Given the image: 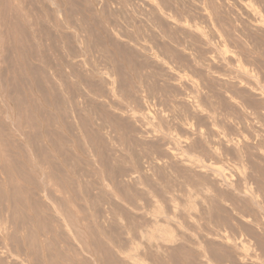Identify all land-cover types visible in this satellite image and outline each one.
Returning <instances> with one entry per match:
<instances>
[{"label":"rangeland","instance_id":"rangeland-1","mask_svg":"<svg viewBox=\"0 0 264 264\" xmlns=\"http://www.w3.org/2000/svg\"><path fill=\"white\" fill-rule=\"evenodd\" d=\"M143 1H145V0H143ZM143 1H140V0L139 1H136V0H103V1L102 0H0V213H1L0 214V225L3 224L0 226V252H1L0 254H2V252L4 251L3 254L6 255V256H4L3 254L0 255V256H2L1 258H3V256L5 258L4 260L1 259L3 261L0 260L1 261L0 264H5V262L7 264L8 260H9V262H11V260L9 258H13L14 260H16L18 262V264H71V263L72 264H74V263H76V264H81V263L82 264H84V263L85 264H90V263L94 264L95 259L97 260V262L95 264H98V263L99 264H107V263H105L107 261L109 262L108 264H121L120 262H116L117 261V258H115L116 253H114V251H116V249H115V246L113 244H115V245L117 244V242L120 239L119 236L124 234V229L127 228V226L128 227L129 226L133 227V225L136 226L137 224H140V222H142L144 220L140 224V225H142L146 221L144 219L145 216H147V215L150 216L152 214V212H153L152 209L154 208L153 206H155V205H156V207L158 206V208L160 205L161 212L163 211V215H164V212L165 213L168 212L169 200H170V203H173V205H175V203L176 204L179 203L176 205L177 208H179V210L184 209L183 211H185L187 209L186 206L191 201L190 199L193 200V197H194V200H193L194 208L192 210V216L188 217V215L185 213L186 215L183 217L184 213H182L181 214L182 217L180 215V216L173 217L175 220L172 219L176 224L177 223L179 224V225L178 224L177 225L179 226L180 229L183 230L184 233L186 232L187 237H185L186 236L185 235L183 238H184V240L186 239L187 242L184 241L183 239H180L183 242V244H181V246H180V244L177 245V248H179V246H180V250L172 247L171 248L172 252L169 249L170 253L168 252V254H166L167 252H161L160 254L162 257H160L159 253L156 252V254H153L155 252H152L153 256H156V259H157V256L159 257L158 258L159 260L157 259V261H159V262H156L157 264H159V263L160 264H172V263L173 264H176V263L177 264H188V262H189V264H191V263L192 264H196V263L200 264L199 259H195V258H199L198 255L194 252L195 247L188 242L190 239V236H192L195 240L199 241V238H197V237L200 234L201 235H208V233L213 234V232H214V234L221 233L222 235H226V237H228L229 241H231V242H233L237 238L238 239L242 238V240H244L247 237V235L249 237V240L252 239V237L253 238L264 237V235H262L264 232L262 231L263 232L262 233L257 225L252 224L253 228L257 227L255 230L259 229V231L252 232V234H251L249 231L250 230L255 231V230H253L252 227H249L248 226L249 224L244 226V224H241L242 222L239 220V219H241L240 216L242 214L243 215H245V214L251 215L252 214V212H250L248 214V212H247L248 209H246V206H247V208L249 206L250 211H252V209L255 208V204H253L251 202L252 200H250L251 199L250 195H252V198H253L254 197L253 195H255L257 193L259 194V191L260 192L263 191V193H264V189H262V188H264V181L262 180V177L264 179V174L262 173V172H264V161L262 162V160L259 159L260 158L259 153H257L258 152L257 148L259 149V147H258L259 143H257L256 141L255 142L253 141V143H252L251 139H249V137H248L249 136L248 134L251 133L248 129L249 125H246V126L244 125L242 127V122H240V123L238 122V119L240 118L238 116V113L235 110L231 109L225 103V101L222 99L223 95L221 93L223 92V90L220 89V92H219L218 87L214 86L213 83H210V82L208 83V86L211 88V90L213 92H211V90H210V92H211L210 93V92H207L208 91L207 90L206 91L207 93L204 92L205 95L203 93L204 97L202 96V98H203L202 99V102H203L202 108L204 111V115L207 117L204 118L205 117L204 115H201V116H204L203 118H201L200 115L196 116L197 118L200 117L202 119L201 121H200V118L198 120L195 116L189 114V112L186 110V107L184 105H182L179 101H178L179 103L176 102L177 99L178 100L180 99V96L182 97L181 90L179 88H175V87H174L175 90H173L172 83L163 75V72H160V67L157 65V63L154 59H156V57H157L158 60H161L162 62L166 63L165 61H167L166 58H167L168 54L166 53L165 59L162 58L163 56H160V55L165 54V49L163 48V47H165L164 45L171 47V50H172V48L181 50V47L179 46V44H183L184 41L188 40L187 38H189V36L187 34H184L185 32H183L182 29H181V31H182L181 32L180 30L178 31V28H176V27H174L175 28L174 29V28L170 27L171 25L167 26L168 24H166L164 21L161 23L162 25H160L159 21H161V20H159L155 16V14L152 12V10H147L148 8H145L144 4L141 3ZM154 1L156 2L155 5L159 4L160 3L159 1H163L164 6L167 10L166 11L164 9L163 11L169 13L170 15L173 11H175V12H173L172 15H174V13L182 14L184 12V10L187 9V11H185L186 15L184 14L185 15L184 17H188V15L189 16L191 15L190 16V17H192L191 19H193V18L195 19V16H196L194 14L195 9L193 7H191V6H193L192 3L193 4L195 3L194 0H185L184 3H186V4L183 3L184 0H179V1L177 0V2H176V0H173V1L172 0L171 1L170 0H159V1L154 0ZM154 1H153V4H154ZM167 1L168 2L170 1L169 2L170 5ZM115 2H116V4H115ZM180 2H182V3H180ZM263 2H264V0H262V2L260 0H258V1L252 0V2H251L252 7L254 6L257 13L260 15V17H262V19L264 18V8L262 6ZM228 3L230 4L231 10H232V11H230V9H229V11L233 14H229V12H228V14H229L228 15V14H226L227 13L226 11L221 10V11H223V13H220L219 17H220V19H222L221 20L222 23L224 22L226 24L225 25L226 29H229L228 31L232 35L235 36L234 38L237 37V40L234 39L233 40L234 42L232 41V43L235 44V41H236V44L238 46L243 45L245 48L242 46L243 48L241 47L242 48L241 50L243 51L244 49H246L248 51V52L246 51L247 55L250 54L251 59L253 58L254 60L255 59L257 60V61L255 60L256 64L261 63V66L262 65L264 66V64H262V62L264 63V57H263L264 51H260L261 49L264 50V44H263L264 43V36H263L264 32L254 31V33H253V32H251L252 30L250 28L247 29V27H246L247 25L245 24L246 17L242 13V11L240 12V9L238 7H236L235 5H232L231 0H229ZM167 5H169V6L167 7ZM142 6H144V7H142ZM136 9H138V10H136ZM262 9H263V12L261 11ZM191 10L194 13L191 12ZM145 12L147 13L146 15H145ZM124 13H125V15H124ZM148 14L149 15L152 14V15L149 16ZM140 15H141V17H140ZM143 15L145 18L143 17ZM236 17H237V20H236ZM240 17H243V18L241 19ZM238 18L240 19V21ZM154 19H155V21H154ZM234 19L236 20L235 21L236 23L233 22ZM142 20H144V21H142ZM196 20L198 21L199 19L198 18L195 19V22L197 23ZM241 20L243 21L242 24H241V22H242ZM142 24H143V27L141 26ZM198 24L201 25V22H198ZM150 25H151V27H150ZM158 25L161 29L158 27ZM232 25H233V27H232ZM242 25H243L244 30L241 27ZM139 26H141V27H139ZM146 26L148 27V29L149 28H151V29L147 30ZM239 26H240V28H239ZM164 28H166V29H164ZM173 29L175 31H173ZM239 29H242V30H239ZM118 30H120V31H118ZM150 30H152V32ZM159 30H161V31H159ZM231 30H233V31H231ZM235 30H237V31H235ZM240 31L242 32V34ZM243 31H244V34H243ZM159 32H161V34ZM177 32H178V34L180 32L181 33L178 35ZM260 33L261 34L263 33L262 36H259ZM143 34L145 35V38H144ZM146 34H149V35H146ZM169 34H171V35H169ZM183 35L186 37H184ZM149 36H151V38ZM169 36H170V38H169ZM137 37H138V40H137ZM177 37H179V38H177ZM162 38H163V40H162ZM174 38L176 40H172ZM257 38L260 40V42H259V40H258V42H256ZM238 39H240V40L238 41ZM246 39H248L249 42ZM132 40H133V42H132ZM147 40H148V43H147ZM176 41H178V42L176 43ZM133 43L136 44V46L133 45ZM257 43H258V45H257ZM146 44L149 46H147ZM177 44H178V46H177ZM259 44H261L262 46ZM141 45L146 46V48L147 47L151 48V50H149V49L144 50V49H142ZM249 45H251L250 46L251 48L249 47ZM137 46H140L141 48L137 49L138 48ZM246 46H248V47H246ZM134 47L136 48V50ZM169 47H165L166 50H167V48L169 50L170 49ZM133 48L136 52H134V50L131 51V49H133ZM127 49L129 51H127ZM157 49H159L160 51L159 50H158L159 52L156 51ZM122 50H124V51H122ZM130 51L133 53H130ZM246 52L244 50V53H246ZM260 52H262V54ZM143 53H145V54H143ZM251 54H253V55H251ZM146 56H147V58H146ZM128 57H129V59H128ZM135 58H137V59H135ZM135 62L137 65L135 64ZM73 66H75V67H73ZM156 66H158V67H156ZM168 66H170L169 63H168ZM150 71L152 74L150 73ZM156 71H157V73H156ZM108 72H110V73H108ZM146 72H147V75H146ZM158 72H159V74H158ZM112 74L115 76L112 77L113 76ZM161 77H163V78H161ZM256 77H258V75H255V78ZM165 79H167V80H165ZM107 81H108V83H107ZM96 82H98V84ZM111 82H113V83H111ZM141 83H142V85H144V84L145 85L141 86ZM147 83H149V85ZM145 86L148 88L149 91L146 89ZM126 88H127V90H125ZM167 88H169V89H167ZM95 89L97 90V92ZM132 89H134V90H132ZM150 89L154 93L152 91H150ZM157 90H159L160 93L157 92ZM143 91L145 94L143 93ZM173 91L176 93H174ZM104 92H106V93H104ZM127 94H130V96ZM163 94H164V96H163ZM213 95L214 96L216 95V96L214 97ZM217 96L218 97L220 96L219 97L220 99H218ZM131 97H133L134 99L136 98V99L135 100L131 99ZM172 97L176 100L175 102H173L174 100H171V99H173ZM163 98H165V99L168 98L167 99L168 101H164L165 99H163ZM136 100H138V101H136ZM159 102H161V103H159ZM214 102H216V103H214ZM97 103H98V105H97ZM173 103H175V104H173ZM169 104H170V107H169ZM172 104H173V106H172ZM206 105L208 106V108ZM205 106H206V108H205ZM214 106H215V109L213 108ZM218 108H220V109H218ZM142 109H143V112H142ZM144 109H146L147 112H146V110L144 111ZM179 109H180V111H178ZM226 110L228 113L226 112ZM125 111H126V113H125ZM205 112L207 114H205ZM219 113L222 114V116ZM234 113H235V116H234ZM143 114H146L147 116H149L148 117L149 119L150 118L152 119V121H151V119L149 121L150 124L149 123L148 124L143 123V125H146V126L149 125V126H147V128H146V126H143L144 129L148 130L150 128V130L152 129L157 133L159 132V129H160V131L168 133L169 136L172 135V138L176 136L174 138L176 140H178L177 139L178 136L182 135L181 138L179 137L180 141L182 139V141L185 140L187 145L188 144L192 145V146L188 145L187 148L189 150L186 148L187 154H188V152H189V154H191V155L188 154L189 156L192 157V155L194 154L196 156L193 155V158H198V160L200 159V161L201 160H203V161L208 160V161H206L207 163L205 161H204V163H206V164L210 163V165H211V162H212V166L215 165V167H217V168L222 167L224 170H226V171L228 170L229 173L231 172L233 174L232 178H231L233 180H234V178H236L235 175L238 174V171L241 170V171H239V172H241L239 176H242V174H243V177L241 180L242 182H240L239 184H236V186L234 185L235 182H233L234 183L232 185L233 187L232 186L229 187L228 188L229 190L225 189V188L224 189L221 188L222 190L218 189L219 191H215V190H217L215 188V190L213 191V189H212L213 187L210 188L213 185L209 186L210 184H212L211 180L209 181L210 184L208 185L209 186L208 187L206 185L207 184L206 182L202 183V181L203 180L205 181L206 178L204 177L205 179H203V178H201L202 176H198L202 179V180L198 179V183H200L198 185L195 182V181H197V178H198V177H196V174H194L195 172L188 171V169L181 168L177 164L174 165L175 163L172 164V162H170V165H169L168 161H166L165 159L161 158V160L166 161V162L164 161L165 163L161 160L158 161V162H160V164L162 166L164 165V167L160 166L159 163H158L159 165H157L158 169L157 168L155 169V167H156L155 165H153L154 167L152 166L155 170H153L152 167H150V168L146 167V166H148L147 160L152 161V160H154L155 157L156 158H158L159 156L162 157V154L160 152V154H161L160 155L158 153V150H157L158 154L155 155L156 153H155L154 149L156 150V147L154 149L151 148V145L153 147V146H156L158 144L155 140H151V139L148 140V138L145 140L144 138L143 139L141 138V135H139L137 130L140 131L139 127H141L142 124L140 125V124H137L136 122L132 123L131 119H129L130 115L137 116V115H143ZM120 115H122V116H120ZM156 115L158 118L155 117ZM160 115H162L163 117H161ZM232 116H234V118ZM193 117H195L196 119ZM215 117L217 118V120L215 119ZM219 117H220V119H219ZM221 117H223V118H221ZM235 117L238 119H236ZM160 118H161V120H160ZM223 119H224V121H223ZM128 120H129V122H128ZM171 120H174V121H171ZM186 120H188V122ZM115 121L117 123H115ZM218 121L220 122V124L222 126H219L220 124L218 125ZM130 122L132 125H130ZM154 122H156L157 125ZM197 122H198V124H197ZM236 122H238V123H236ZM188 123H190V124H188ZM229 123H232V126L238 124V125H240V127L236 125V128L237 127L238 128L236 129L234 127V130H232L231 129L232 127L230 128L231 124L228 125ZM177 124L180 126H178ZM208 124H210L211 127ZM196 125H198V126L195 128ZM202 125L204 128L202 127ZM205 125H207V126H205ZM217 125L220 127V129H219V127H217ZM224 125H225V127H224ZM178 127L180 128L179 130H178ZM181 127H184V128L187 127L189 130L192 129V131L194 129H200L203 131V134L206 137L204 136L205 139H203L202 142H200L196 138H194L195 143H196V145H195V143L193 141L194 139H193V137L191 138L190 133L185 132L184 128H181ZM98 128H100V129H98ZM161 128H164V130H162ZM205 128H207V129L204 130ZM212 128H214V129H212ZM131 129H134V130L131 131ZM165 129L167 131H165ZM211 129H212V131H210ZM213 130L214 131L217 130L219 132V134H222L223 132L226 133V131H228V132H230V135L232 137H234L233 135L235 133L239 132L241 134L244 132L242 135H245L246 139L250 140V141H248L249 147L246 148L248 151L246 149H243L244 153L241 152L242 150L235 153V151H232L231 148L229 149V147L225 148L223 146H219V147L216 146L217 151H218L217 156L219 155L220 157L218 156V158L214 159L209 154L206 155L204 153V151H201V149L203 148L202 146L206 147V144L208 143L207 137L210 135L209 132H213ZM134 131L136 133H134ZM241 131H243V132H241ZM206 132L208 133V136L206 135ZM228 132H227V134H225L226 137L232 138L230 135L227 136L229 134ZM125 133H127V134H125ZM176 133L177 134L180 133L181 135L180 134L177 135ZM187 133H189V134H187ZM136 134H138V135H136ZM184 135H186L187 138ZM126 136H127V138H126ZM86 137L88 139H86ZM100 139H102L103 141ZM140 141L141 142L143 141V142L141 143ZM151 141H155V143H157V144L154 145L153 144L154 142H152V144H151ZM196 141H198L199 143ZM259 141L264 142L263 139L259 140ZM136 142H138V144ZM117 143L119 144V146ZM128 143H129V145H128ZM200 143H202V144H200ZM115 144H116V146H115ZM125 144H126V146H125ZM121 145L124 147L125 150L123 149V147ZM140 145H142V146H140ZM263 145H264V143H263ZM105 147H106V149H105ZM120 147H122V148H120ZM197 147L199 150L198 149L196 150ZM263 147L264 146H262L260 148V151H263V149H264ZM113 148H115V149H113ZM250 148L251 149L253 148L252 149L253 152ZM150 149H151V151H150ZM249 150H250V152H249ZM255 150L257 152H255ZM149 151H150V153H149ZM197 151H199V152L197 153ZM224 151L228 152L227 155L225 154ZM194 152H196V153H194ZM237 153L239 154L240 159H238V157H236V156H238ZM142 154L143 155L146 154V156H143ZM151 154L154 156L152 157ZM201 154L205 155L206 157L201 155ZM130 155L131 156L133 155L132 158H134V159H132ZM148 155H149V157H148ZM200 155L203 156L202 159H201ZM231 155L232 156L234 155V157H233L234 159L232 158ZM246 155H247V157H245ZM254 155H256V157ZM98 156H99V158H98ZM248 156H249V158L250 157L251 158L249 159ZM150 157L153 159L151 160ZM243 157H245V158H243ZM254 157H255V161H257V162L254 161ZM116 158L118 161L116 160ZM205 158H207V159H205ZM212 158H213V160H212ZM224 158H226V159H224ZM97 159L98 160L100 159V161H98ZM126 159L130 162H128ZM135 159H137V161ZM245 159H246V161H245ZM141 160H144L145 162L143 161L144 163H142ZM215 160L218 163H216ZM149 161H148V163H149ZM247 161L250 164H248ZM133 162H134V164H135V162H139V163H136L137 166H135L136 164L134 165ZM219 162H221V163H219ZM244 162H246L247 164ZM126 163H127V165H126ZM201 163H203V162H201ZM138 164L141 165V167H140L141 169H142V165H143V169H142L143 171L145 170L147 172L146 168H148V172L147 173L144 172L146 177H144V175H143V177L141 178L140 176L142 174L139 176L140 171H138L137 173H135L136 175H132V176H136V177L138 176L137 178L139 180L137 179L136 182H135V180L134 181L129 180V182H130L129 183L126 181V179L122 178L123 176L124 177L126 176L125 178L129 179V177H127L129 175L128 171H130V173L134 174L133 172H135V171L132 172L131 169L135 168V170H139L140 165H138ZM166 166H167V169H166ZM240 166H243L244 170L247 173L245 171H243L242 167H240ZM77 167L79 168V170L76 169ZM144 167H146V168H144ZM159 167H161V168H159ZM245 167L247 170L245 169ZM129 168H131V169H129ZM163 168H164V170H162ZM169 168L170 169L173 168L174 171H173V169L170 170ZM236 168L238 171L236 170ZM114 169H116V170H114ZM142 170H141V173H142ZM232 171L235 173V175ZM242 171L245 173H242ZM253 171H254V173H253ZM108 172H110V173H108ZM111 172H113L112 175H111ZM257 172L261 173L262 175L257 173ZM84 173H86V174H84ZM114 173H116V174H114ZM167 174H168V176H170L169 178H168V176H166ZM184 174H185V176H183ZM175 175H176V177L177 176L178 177L177 178L174 177ZM111 176H112V178H111L112 180L110 179ZM118 176H119V178H117V180H116V177H118ZM151 176H152V178H151ZM105 177H106V179H105ZM136 177H134V178H136ZM145 178L147 179V181ZM181 178L184 180H182ZM189 178H191L192 181L196 179L194 181L196 183V185H195L196 189L193 186L195 183H193L192 181H191V184H193V185L189 187V185H191V184L188 185V182L190 181V180H188ZM250 178H252V179H250ZM107 179H108V181H106ZM159 179H161V180H159ZM122 180H124V181H122ZM176 180H177V182L178 181H183V182H180L179 183L180 185H179L178 183H176ZM185 180H187L188 182L186 181L187 183H185ZM208 180H207V182H208ZM111 181H113V182H111ZM119 181L123 185H120L121 183ZM107 182L110 183V185L107 184ZM148 182H149V184H147ZM174 182H175V184H174ZM124 183L127 186H125ZM162 183L165 185H163ZM201 183L203 186L200 189ZM242 183H243V185H242ZM247 183L250 186L247 185ZM113 184H115V185H113ZM172 184L175 185V187ZM111 185H112V187H111ZM205 185H206V187H205ZM105 186H106V188H105ZM114 186L117 187V189L114 188ZM149 186L151 189L149 188ZM178 186H179V188H176ZM237 186L239 187V190L237 189L238 188ZM145 187L148 190L149 189L150 190L148 191L147 189H145ZM191 187H193V189ZM203 187H205V188L208 187L210 189L208 191H210V192L208 193L207 189H204ZM243 187L246 189H242ZM132 188H134L135 191ZM190 188L192 190H195L196 192L192 191ZM247 188L249 190L251 188L252 190L249 191ZM119 189H120L121 193L119 192ZM125 189H126V191H125ZM128 189L130 192H128ZM156 189H158V191L159 190H162V191L158 192V191H156ZM197 189L199 191L204 190L207 193V195L210 194L211 196L209 197L207 195H204L205 197L207 196V198H205L206 200L205 199H204L205 201L200 200L203 198L202 194L205 192L201 191V192L197 193ZM167 190L170 191L171 194ZM211 190H212V193H211ZM241 190L244 192L246 190L247 193L251 192L250 194L246 193L247 197H249L250 202L246 201L248 198L246 197V194L243 195V192H240ZM85 191H87V192H85ZM96 191H98V192H96ZM151 191H152V193H151ZM224 191H225V193H224ZM227 191H229L228 193H230L231 195L228 194ZM124 192L126 193V195ZM157 192H158L157 197H155V195H156L155 193H157ZM160 192H162V193H160ZM180 192L183 194L185 192L186 193L183 196L180 194ZM189 192L190 193L193 192V193L189 194ZM140 193L142 196L140 195ZM146 193H148V194H146ZM164 193H165V195H164ZM213 193L217 194V195H215V197H214ZM89 194H90V196H89ZM219 194H220L221 198H220ZM223 194L225 197L223 196ZM237 194L239 195V197H240V195L242 197L237 199L236 198V197H238ZM146 195H148L147 197L149 200H147ZM160 195H161V197H160ZM176 195H177V198H175ZM185 195L190 196L189 202L187 199H185V198H188V196L185 197ZM257 195H255V197H254L255 200L253 199V202L256 201ZM56 196H57V198H56ZM95 196H97L98 198ZM197 196L200 197L199 200L203 205L201 203H199ZM234 196H236V197H234ZM243 196H244L245 202L243 201ZM110 197H112V198H110ZM151 197H152V199H151ZM163 197H165V198L167 197L166 201L164 200L165 198H163ZM170 197H172L173 200ZM179 197H180V199H179ZM195 197H196V200H195ZM245 197L247 198L246 200H245ZM222 198H223V200H222ZM224 198H225V200H224ZM80 199H82V201ZM133 199H135V200H133ZM150 199H151V201H150ZM36 200H38V201H36ZM178 200H180V201L177 202ZM153 201L155 204L153 203ZM157 201H158V204H157ZM172 201H174V202H172ZM181 201H182V203L184 202L185 204L180 203ZM194 201H196L195 202L196 204L194 203ZM38 202H40V203H38ZM55 202H57V203H55ZM107 202H110V204ZM145 202L148 205H146ZM151 202H152V204H151ZM225 202L226 203L228 202V203L226 204ZM236 202H238L239 205ZM242 202L245 204V207H243ZM97 203H98V206H97ZM198 203H199V205L201 204V206H198ZM130 204H131V207L129 206ZM137 204H138V206H137ZM260 204L261 203H259V205ZM85 205L87 208L84 207ZM112 205L114 208H112ZM261 205L263 206L262 212L264 213V202H262ZM118 206L121 208H119ZM135 206H137V207H135ZM204 206H205L206 210H204ZM216 206H217V209H216ZM223 206H224V208H223ZM62 207H65V208H62ZM126 207H127V209H126ZM151 207H153V208L151 209ZM185 207H186V209H185ZM251 207H252V209H251ZM49 208L52 210H50ZM55 208H56V210H55ZM232 208H233V211H232ZM235 208H236V211L234 210ZM241 208L245 209V211L241 210ZM46 209L49 211H47ZM60 209H62V210H60ZM118 209L121 210V211L119 210L120 213H119ZM36 210H37V212H36ZM40 210L42 211V213H40L41 212ZM52 211H54V212H52ZM76 211H77V213H76ZM234 211L237 213L235 214ZM238 211H241L244 213L246 212V213L244 214V213L240 212L241 215H239L240 213ZM122 212H124V213H122ZM230 212H231V214H229ZM63 213H65V214H63ZM131 213L133 214V216H131L132 215ZM137 213H140V214H137ZM121 214H122V216L123 215H125V216L122 217ZM143 214H145V215L143 216ZM233 214H234V216H233ZM237 214H238V218L235 219L236 218L235 216H237ZM141 215L143 216V219H142ZM169 215L167 213L164 216L165 217L166 216L172 217L171 215L170 216ZM129 216H130V219H128ZM134 216H136V217H134ZM89 217H91V218H89ZM118 217H120L121 219H119ZM100 218H102V219H100ZM181 218H183V219H181ZM185 218H187V219H185ZM190 218H192V219H190ZM193 218H194V220H193ZM68 219L70 221H68ZM125 219L127 221L129 220L128 223H126L127 221L125 222ZM138 219L140 220V222ZM178 219H180V220H178ZM198 219L201 221L200 222L201 224L199 223ZM123 220L125 223L123 222ZM137 220H138V222H137ZM238 220L240 221L239 223L241 225L237 222ZM130 221L132 222V224ZM193 221H194V223H193ZM228 221L230 223H228ZM182 222H183V224H186L188 227L186 225H183ZM145 223H147V221ZM224 223L226 225H224ZM231 223H232V225H231ZM54 224H57V225H54ZM45 225L46 226L48 225L47 228ZM191 225H193V226H191ZM220 225H222V227H220ZM55 226L58 229L55 228ZM97 226H99V227H97ZM20 227H21V229H20ZM86 227L89 229H87ZM245 227L247 228V230ZM48 228H50V229L52 228V231ZM54 228L56 230V233L54 232L55 231ZM91 228H92V230H90ZM105 228H108V229H105ZM186 228H189V229H186ZM194 228H196V229H194ZM214 228H215V230H214ZM248 228H250V229H248ZM44 229H45V231H44ZM171 229H173V228L171 227ZM197 229H198V231H197ZM229 229H232L234 232L232 230H229ZM71 230H74V231H71ZM119 230H121V232L123 234H120L121 232ZM193 230H195V231H193ZM225 230H226V232H225ZM6 231H8V232H6ZM59 231H60V233L58 234ZM215 231L217 233H215ZM247 231H248V234L246 233ZM66 232H67L69 240L67 239ZM100 232H101V234H100ZM109 232H110V234H109ZM241 232H242V234H241ZM257 232H259V233H257ZM254 233H256V235ZM260 233H261V235H260ZM81 234H82V236H81ZM90 234H92V235H90ZM93 234H95L96 236ZM238 234L241 237L238 236ZM243 234H245V235L247 234V235L245 236ZM188 235H190V236H188ZM4 236H5V238H4ZM120 237H122V236H120ZM232 237H233V240H231ZM32 238H33V240H32ZM187 238H188V240H187ZM247 238L245 240H248ZM110 239H111V241H110ZM8 241L10 242V244ZM182 242H180V243H182ZM215 242L216 241L212 242L213 246L216 245L214 247V253L216 254L217 252H219L218 250H220L219 253L221 256L218 257V255H217L218 253H217L216 254L217 258H216L213 255L214 254L213 251L211 252L210 251L211 249H210L209 251L211 254L207 253V255H206L207 258L209 256V258L212 259L214 256L215 259L213 258L211 260L214 262L213 264H225L224 262H226L227 260H229V262H230V260H232V258H233L232 256L234 255L231 248H229V247L227 248V247L223 246L225 244H222V243H220L222 245L219 246V242L218 241H217V243H215ZM29 243H30V245H29ZM85 243H87V244H85ZM212 244H211V242H209L210 246ZM82 245H83V247H82ZM28 246H30V247H28ZM84 246L88 249V251L90 250V253L83 250L85 248ZM111 246H113V247H111ZM182 246H184V248H181ZM213 246H211L209 248H213ZM18 247H20V248H18ZM35 247H38V248H35ZM174 247H176V246H174ZM1 249H3V250H1ZM93 249L94 250L97 249V250H95V252H94ZM103 249H104V251L105 250L106 251L104 252ZM172 249H176L177 251H174ZM216 249H218V250L215 252ZM228 249H230V250H228ZM29 250H31V251H29ZM190 251H191V253H190ZM29 252H31V253H29ZM93 252H94V254L96 253L95 254L96 256L93 254ZM111 252H113L115 254V257L113 256V253L111 255ZM192 252H193V254H192ZM77 253H78V256H77ZM144 253H143V255L140 254L141 255L140 257L144 256V258L143 257L142 258L143 259L146 258L145 263L146 264H155V262L150 258V256H149V258L151 260L148 258L149 254L147 252L145 254ZM226 253H228V254H226ZM8 254H9V256H8ZM178 254H180V255L182 254L181 255L182 257ZM222 254H224V255H222ZM145 255H147V256H145ZM225 255L226 256L229 255V256H227L228 259L226 258ZM80 257L82 259H80ZM172 257H173V259H172ZM183 257H184V259H183ZM169 258H171V259H169ZM79 259H80V261H79ZM85 259H88V260H85ZM193 259H195V260H193ZM147 260H149L150 262H148ZM92 261H93V263H92ZM227 262H226V264H229ZM230 264H233V263L230 262Z\"/></svg>","mask_w":264,"mask_h":264},{"label":"bare ground","instance_id":"bare-ground-1","mask_svg":"<svg viewBox=\"0 0 264 264\" xmlns=\"http://www.w3.org/2000/svg\"><path fill=\"white\" fill-rule=\"evenodd\" d=\"M103 1V0H102ZM136 1H139V0H136ZM140 1H143V0H140ZM153 1L154 0H145V1H143V2H141V3H143L144 4V6H145V8H148L147 10H152V12L155 14V16L159 19V20H161V21H159L160 22V25H162L161 23L164 21L166 24H168L167 26H170V27H172V28H174V27H176V28H178V31L180 30L181 31V29H182V31L183 32H185L184 34H187L188 36H189V38H187L188 40H186V41H184L183 42V44H179V46L181 47V50L180 49H174V48H172V50H171V47H169V46H166V45H164L165 47H169L170 49L168 50V48H167V50H166V48L165 47H163L164 49H165V54L164 55H160V56H163L162 58H166L165 57V55H166V53L168 54L167 55V58H166V60L167 61H165L166 63H164V62H162L161 60H158V58L156 57V59H154L155 61H156V63H157V65L160 67V72H163V75L172 83V87H173V90H175L174 89V87L175 88H179L180 90H181V94H182V97L180 96V99L178 100L177 99V101L173 98V99H171V100H174L173 102H180L182 105H184L185 107H186V110L189 112V114H191V115H193V116H201V115H204V111H203V108H202V106H203V102H202V96H203V93L204 92H206L207 90V92H210V90H211V88L208 86V83L210 82V83H213L214 84V86H217L218 87V90H219V92H220V89H222L223 90V92L221 93L223 96H222V99L225 101V103L231 108V109H233V110H235L237 113H238V116L240 117H238V118H236V119H238V122L240 123V122H242V127L245 125H249V127H248V129H249V131L251 132L250 134H248L249 136V139H251V141H252V143H253V141L255 142H257V143H259V145H258V147H259V149L257 148V150H258V152L255 150V152H257V153H259V159L260 160H262V162L264 161V147L262 148L263 149V151H260V148L262 147V146H264L263 145V143L264 142H262V141H259V140H262L263 139V141H264V66L262 67L261 66V63H259V64H256V61L252 58H250L251 56H250V54L249 55H247V50L246 49H244L245 50V52L246 53H244V50L242 51L241 49L244 47L243 45V47L242 46H238L237 44H236V41H235V44L234 43H232V41L235 39V40H237V37L236 38H234L235 36L234 35H232L228 30L229 29H226V24L224 23H222V19H220V17H219V14L220 13H223V11H221V10H224V11H226L225 13L226 14H228V12H229V14H233V13H231L230 11H232L231 10V6H230V4L228 3V1L227 0H194L195 1V3L193 4L192 3V5L193 6H191V7H193L194 9H195V13L191 10V12H193L196 16H195V19L196 18H198L199 20L197 21V23L195 22V19L193 20V19H191L192 17H190L189 15H188V17H184L185 15H186V12L185 11H187V9L186 10H184V12L182 13V14H176V13H174V15H172V13L173 12H175V11H173L172 13H171V15L169 14V13H167V12H165V11H163L164 9L166 10V8H165V6H164V2L163 1H159V0H157V1H159L160 3L159 4H156L155 5V1H154V4H153ZM171 1V0H170ZM169 1V2H170ZM173 1V0H172ZM179 1V0H178ZM232 1V5H235L236 7H238L239 9H240V12L242 11V13L244 14V16L246 17V21H245V24L247 25L246 27H247V29L248 28H250L252 31L251 32H253L254 33V31H257V32H264V18L262 19V17H260V15L257 13V11H256V9L254 8V6L252 7V0H231ZM258 1V0H257ZM261 2H262V0H260ZM168 2V1H167ZM168 2V3H169ZM176 2H177V0H176ZM185 2V0L183 1V3ZM127 3V2H126ZM125 3V4H126ZM140 3V2H139ZM180 3H182V2H180ZM115 4H116V2H115ZM167 4V3H166ZM184 4H186V3H184ZM189 4V3H188ZM130 5V4H129ZM158 5V6H157ZM169 5H170V3H169ZM169 5H167V7L169 6ZM181 5V4H180ZM190 5V4H189ZM134 6V5H133ZM144 6H142V7H144ZM182 6V5H181ZM185 6V5H184ZM262 6H263V8H264V2L262 3ZM261 6V7H262ZM141 7V6H140ZM178 7V6H177ZM190 7V8H191ZM257 7V6H256ZM260 7V6H259ZM258 7V8H259ZM134 8V7H133ZM188 8V7H187ZM144 9V8H143ZM181 9V8H180ZM229 9H230V11H229ZM261 9V8H260ZM136 10H138V9H136ZM171 10V9H170ZM167 11V10H166ZM221 11V12H220ZM235 11V10H234ZM262 12H263V9L261 10ZM118 12V11H117ZM123 12V11H122ZM119 13V12H118ZM131 13V12H130ZM136 14V13H135ZM138 14V13H137ZM147 13L145 12V15H146ZM185 14V15H184ZM228 14V15H229ZM236 14V13H235ZM239 14V13H238ZM124 15H125V13H124ZM131 15V14H130ZM149 15V14H148ZM152 15V14H151ZM151 15H149V16H151ZM223 15V14H222ZM193 16V15H192ZM236 16V15H235ZM123 17V16H122ZM139 17V16H138ZM140 17H141V15H140ZM143 17H144V15H143ZM153 17V16H152ZM151 17V18H152ZM225 17V16H224ZM232 17V16H231ZM234 17V16H233ZM127 18V17H126ZM145 18V17H144ZM222 18V17H221ZM235 18V17H234ZM241 19L243 18V17H240ZM149 19V18H148ZM157 19V20H158ZM239 19V18H238ZM131 20V19H130ZM147 20V19H146ZM225 20V19H224ZM236 20H237V17H236ZM235 19H234V21L233 22H235L236 21ZM244 20V19H243ZM137 21V20H136ZM142 21H144V20H142ZM154 21H155V19H154ZM239 21H240V19H239ZM242 21V20H241ZM158 22V23H159ZM198 22H201V25H199L198 24ZM232 22V23H233ZM138 23V22H137ZM145 23V22H144ZM236 23V22H235ZM243 23V21L241 22V24ZM244 24V25H245ZM121 25V24H120ZM145 25V24H144ZM236 25V24H235ZM112 26V25H111ZM138 26V25H137ZM142 27H143V24L141 25ZM141 26H139V27H141ZM113 27V26H112ZM111 27V28H112ZM118 27V26H117ZM150 27H151V25H150ZM153 27V26H152ZM156 27V26H155ZM158 27H159V25H158ZM162 27V26H161ZM232 27H233V25H232ZM242 28H243V25L241 26ZM160 28V27H159ZM169 28V27H168ZM171 28V29H172ZM228 28V27H227ZM239 28H240V26H239ZM125 29V28H124ZM146 29L147 30H149V29H151V28H149L148 29V27L146 26ZM161 29V28H160ZM164 29H166V28H164ZM175 29V28H174ZM173 29V31H175ZM236 29V28H235ZM249 29V30H250ZM123 30V29H122ZM145 30V29H144ZM234 30V29H233ZM233 30H231V31H233ZM239 30H242V29H239ZM243 30H244V28H243ZM118 31H120V30H118ZM151 32H152V30H150ZM159 31H161V30H159ZM164 31V30H163ZM167 31V30H166ZM181 31V32H182ZM235 31H237V30H235ZM247 31V30H246ZM106 32V31H105ZM123 32V31H122ZM126 32V31H125ZM169 32V31H168ZM180 32V33H181ZM241 32V31H240ZM120 33V32H119ZM141 33V32H140ZM156 33V32H155ZM160 34H161V32H159ZM165 33V32H164ZM163 33V34H164ZM170 33V32H169ZM176 33V32H175ZM179 33V34H180ZM114 34V33H113ZM145 34V33H144ZM143 34V36H144V38H145V35ZM150 34V33H149ZM149 34H146V35H149ZM166 34V33H165ZM177 34H178V32H177ZM178 34V35H179ZM234 34V33H233ZM241 34H242V32H241ZM243 34H244V31H243ZM246 34V33H245ZM263 34V33H262ZM262 34L260 33V35L259 36H262ZM125 35V34H124ZM167 35V34H166ZM169 35H171V34H169ZM177 35V36H178ZM107 36V35H106ZM109 36V35H108ZM138 36V35H137ZM152 36V35H151ZM151 36H149L150 38H151ZM154 36V35H153ZM159 36V35H158ZM168 36V35H167ZM166 36V37H167ZM184 36V35H183ZM249 36V35H248ZM264 36V35H263ZM111 37V36H110ZM163 37V36H162ZM180 37V36H179ZM179 37H177V38H179ZM184 37H186V36H184ZM126 38V37H125ZM129 38V37H128ZM132 38V37H131ZM141 38V37H140ZM139 38V39H140ZM168 38V37H167ZM169 38H170V36H169ZM172 38V37H171ZM255 38V37H254ZM142 39V38H141ZM160 39V38H159ZM181 39V38H180ZM121 40V39H120ZM135 40V39H134ZM137 40H138V37H137ZM161 40V39H160ZM162 40H163V38H162ZM172 40H176L175 38L174 39H172ZM179 40V39H178ZM240 39H238V41H239ZM248 42H249V40L248 39H246ZM257 41L256 42H258V38L256 39ZM142 41V40H141ZM154 41V40H153ZM165 41V40H164ZM132 42H133V40H132ZM160 42V41H159ZM175 42V41H174ZM178 41H176V43H177ZM181 42V41H180ZM234 42V41H233ZM259 42H260V40H259ZM127 43V42H126ZM147 43H148V40H147ZM163 43V42H162ZM245 43V42H244ZM263 43V42H262ZM121 44V43H120ZM119 44V45H120ZM124 44V43H123ZM128 44V43H127ZM139 44V43H138ZM144 44V43H143ZM165 44V43H164ZM170 44V43H169ZM175 44V43H174ZM254 44V43H253ZM264 44V43H263ZM125 45V44H124ZM133 45H135L136 46V44H134L133 43ZM147 45V44H146ZM155 45V44H154ZM245 45V44H244ZM255 45V44H254ZM257 45H258V43H257ZM259 45H261V44H259ZM147 46H149V45H147ZM177 46H178V44H177ZM251 45H249V47H250ZM262 46V45H261ZM120 47V46H119ZM138 48L137 49H139V48H141L142 47V49H149V50H151V48H146V46H142L141 45V47L140 46H137ZM173 47V46H172ZM242 47V48H241ZM246 47H248V46H246ZM124 48V47H123ZM129 48V47H128ZM135 48V47H134ZM134 48L133 49H131V51L132 50H134ZM162 48V49H163ZM245 48V47H244ZM251 48V47H250ZM253 48V47H252ZM259 48V47H258ZM156 49V48H155ZM163 49V50H164ZM174 49V50H173ZM254 49V48H253ZM252 49V50H253ZM135 50H136V48H135ZM134 50V52H136ZM148 50V51H149ZM159 49H157L156 51H158ZM251 50V49H250ZM257 50V49H256ZM122 51H124V50H122ZM127 51H129L128 49H127ZM130 51V53H133V52H131ZM138 51V50H137ZM147 51V52H148ZM160 51V50H159ZM158 51V52H159ZM167 51V52H166ZM260 51H264V50H260ZM155 52V51H154ZM256 52V51H255ZM259 52V51H258ZM125 53V52H124ZM250 53V52H249ZM261 54H262V52H260ZM128 54V53H127ZM143 54H145V53H143ZM157 54V53H156ZM133 55V54H132ZM158 55V54H157ZM251 55H253V54H251ZM135 56V55H134ZM154 56V55H153ZM78 57V56H77ZM133 57V56H132ZM136 57V56H135ZM149 57V56H148ZM159 57V56H158ZM264 57V56H263ZM262 57V58H263ZM140 58V57H139ZM146 58H147V56H146ZM152 58V57H151ZM77 59V58H76ZM128 59H129V57H128ZM134 59V58H133ZM135 59H137V58H135ZM152 60V59H151ZM153 60V61H154ZM255 61V62H254ZM143 62V61H142ZM262 62V61H261ZM168 63H169V65L170 66H168ZM135 64H136V62H135ZM144 64V63H143ZM142 64V65H143ZM262 64H264L263 62H262ZM76 65V64H75ZM97 65V64H96ZM137 65V64H136ZM85 66V65H84ZM154 66V65H153ZM158 66H156V67H158ZM73 67H75V66H73ZM82 67V66H81ZM111 67V66H110ZM145 67V66H144ZM148 67V66H147ZM154 68V67H153ZM77 69V68H76ZM158 69V68H157ZM89 70V69H88ZM101 70V69H100ZM110 70V69H109ZM120 70V69H119ZM122 70V69H121ZM146 70V69H145ZM149 70V69H148ZM151 70V69H150ZM113 71V70H112ZM141 71V70H140ZM139 71V72H140ZM158 71V70H157ZM157 71H156V73H157ZM149 72V71H148ZM108 73H110V72H108ZM112 73V72H111ZM126 73V72H125ZM150 73H151V71H150ZM114 74V73H113ZM112 74V75H113ZM121 74V73H120ZM152 74V73H151ZM158 74H159V72H158ZM258 75V77H256L255 78V75ZM260 74V75H259ZM126 75V74H125ZM146 75H147V72H146ZM115 75H113L112 77H114ZM130 76V75H129ZM161 76V75H160ZM261 76V77H260ZM141 77V76H140ZM145 78V77H144ZM161 78H163V77H161ZM125 79V78H124ZM131 79V78H130ZM157 79V78H156ZM167 79H165V80H167ZM154 80V79H153ZM90 81V80H89ZM162 81V80H161ZM149 82V81H148ZM157 82V81H156ZM160 82V81H159ZM97 84H98V82H96ZM102 83V82H101ZM107 83H108V81H107ZM111 83H113V82H111ZM139 83V82H138ZM163 83V82H162ZM166 83V82H165ZM164 83V84H165ZM96 84V85H97ZM144 84V83H143ZM148 85H149V83H147ZM108 85V84H107ZM111 85V84H110ZM139 85V84H138ZM145 85V84H144ZM144 85H142V83H141V86H144ZM147 85V86H148ZM105 86V85H104ZM101 87V86H100ZM115 87V86H114ZM146 87V86H145ZM159 87V86H158ZM157 88V87H156ZM155 88V89H156ZM146 89L148 90V88L146 87ZM163 89V88H162ZM167 89H169V88H167ZM172 89V88H171ZM91 90V89H90ZM96 90V89H95ZM120 90V89H119ZM125 90H127V88L125 89ZM132 90H134V89H132ZM146 90V91H147ZM161 90V89H160ZM221 90V91H222ZM110 91V90H109ZM130 91V90H129ZM149 91V90H148ZM150 91H152L151 89H150ZM167 91V90H166ZM88 92V91H87ZM96 92H97V90H96ZM100 92V91H99ZM153 92V91H152ZM157 92H159V90H157ZM174 92V91H173ZM179 92V91H178ZM206 92V93H207ZM211 92H213L212 90H211ZM210 92V93H211ZM218 92V93H219ZM104 93H106V92H104ZM113 93V92H112ZM132 93V92H131ZM143 93H144V91H143ZM147 93V92H146ZM154 93V92H153ZM156 93V92H155ZM160 93V92H159ZM164 93V92H163ZM174 93H176V92H174ZM209 93V94H210ZM83 94V93H82ZM111 94V93H110ZM145 94V93H144ZM157 94V93H156ZM215 94V93H214ZM127 95H129L130 96V94H127ZM135 95V94H134ZM170 95V94H169ZM204 95H205V93H204ZM212 95V94H211ZM219 95V94H218ZM97 96V95H96ZM114 96V95H113ZM159 96V95H158ZM163 96H164V94H163ZM177 96V95H176ZM175 96V97H176ZM214 96V95H213ZM216 96V95H215ZM214 96V97H215ZM87 97V96H86ZM106 97V96H105ZM121 97V96H120ZM153 97V96H152ZM170 97V96H169ZM204 97V96H203ZM218 97V96H217ZM220 97V96H219ZM218 97V99H220ZM93 98V97H92ZM111 98V97H110ZM109 98V99H110ZM122 98V97H121ZM138 98V97H137ZM171 98V97H170ZM213 98V97H212ZM83 99V98H82ZM131 99H134L133 97H131ZM136 99V98H135ZM134 99V100H135ZM163 99H165V98H163ZM168 99V98H167ZM167 99H165L164 101H168ZM211 99V98H210ZM84 100V99H83ZM93 100V99H92ZM140 100V99H139ZM149 100V99H148ZM109 101V100H108ZM136 101H138V100H136ZM147 101V100H146ZM217 101V100H216ZM135 102V101H134ZM140 102V101H139ZM163 102V101H162ZM178 102V103H179ZM105 103V102H104ZM138 103V102H137ZM146 103V102H145ZM159 103H161V102H159ZM164 103V102H163ZM206 103V102H205ZM213 103V102H212ZM214 103H216V102H214ZM79 104V103H78ZM173 104H175V103H173ZM173 104H172V106H173ZM207 104V103H206ZM218 104V103H217ZM97 105H98V103H97ZM127 105V104H126ZM141 105V104H140ZM145 105V104H144ZM179 105V104H178ZM214 105V104H213ZM221 105V104H220ZM78 106V105H77ZM139 106V105H138ZM207 106V105H206ZM206 106H205V108H206ZM212 106V105H211ZM218 106V105H217ZM222 106V105H221ZM80 107V106H79ZM106 107V106H105ZM144 107V106H143ZM169 107H170V104H169ZM168 107V108H169ZM142 108V107H141ZM146 108V107H145ZM172 108V107H171ZM202 108V109H201ZM204 108V109H205ZM207 108H208V106H207ZM214 109H215V106L213 107ZM113 109V108H112ZM120 109V108H119ZM218 109H220V108H218ZM224 109V108H223ZM104 110V109H103ZM114 110V109H113ZM138 110V109H137ZM146 109H144V111H145ZM222 110V109H221ZM225 110V109H224ZM156 111V110H155ZM175 111V110H174ZM178 111H180V109L178 110ZM203 111V112H202ZM217 111V110H216ZM219 111V110H218ZM229 111V110H228ZM231 111V110H230ZM106 112V111H105ZM104 112V113H105ZM108 112V111H107ZM124 112V111H123ZM142 112H143V109H142ZM146 112H147V110H146ZM168 112V111H167ZM170 112V111H169ZM183 112V111H182ZM226 112H227V110H226ZM234 112V111H233ZM232 112V113H233ZM115 113V112H114ZM125 113H126V111H125ZM130 113V112H129ZM228 113V112H227ZM230 113V112H229ZM236 113V114H237ZM121 114V113H120ZM124 114V113H123ZM133 114V113H132ZM135 114V113H134ZM148 114V113H147ZM157 114V113H156ZM161 114V113H160ZM167 114V113H166ZM205 114H207L206 112H205ZM220 114V113H219ZM218 114V115H219ZM105 115V114H104ZM172 115V114H171ZM182 115V114H181ZM188 115V114H187ZM221 116H222V114H220ZM225 115V114H224ZM233 115V114H232ZM102 116V115H101ZM109 116V115H108ZM113 116V115H112ZM120 116H122V115H120ZM161 117H163L162 115H160ZM175 116V115H174ZM189 116V115H188ZM205 116V115H204ZM204 116H201V118H203ZM210 116V115H209ZM234 116H235V113H234ZM234 116H232L233 118H234ZM149 116H147L146 114H143V115H137V116H135V115H130L129 116V119H131V121H132V123L133 122H136L137 124H142L141 125V127H139L140 128V131L139 130H137L138 131V133H139V135H141V138L143 139H147L148 138V140H155L157 143H155V141H151V144H152V142H154L153 144L154 145H156V146H153L152 147V145H151V148H155L156 147V150L154 149V151H155V155H157L158 153L160 154V152H161V154H162V157L161 156H159L158 158H154V160H152L153 158H151L150 157V159L152 160V161H149V160H147V164H148V166H146V167H148V168H150V167H152L153 165H155L156 167H155V169L157 168L158 169V167H157V165H159L160 164V162H158L159 160H161V158L162 159H165L166 161H168V163H169V165H170V162H172V164L173 163H175L174 165H178V166H180L181 168H184V169H188V171H193V172H195L194 174H196V177H198V176H202L201 178H203V179H205V181L203 182L202 181V183H207L206 185L208 186L209 184H210V180H211V182H212V184H210L209 186H211V185H213V186H211L210 188H212L213 189V191L215 190V188L217 189V190H215V191H219V190H222L221 188H225V189H228L229 187H231L234 183L233 182H235V186H236V184H239L240 182H242L241 180H242V177H243V174H242V176H239L240 175V173L241 172H239V171H241V170H237V168H236V170L238 171V174L237 175H235V173H234V175L236 176V178H234V180L233 179H231L232 178V173L230 174L229 172H228V170L226 171V170H224L222 167V169L221 168H217V167H215V165H213L212 166V162H211V165H210V163H208V164H206L207 162L206 161H208V160H204L206 163H204V161L203 160H201L200 161V159L198 160V158H193V155H192V157L191 156H189V155H191V154H189V152H188V154H187V152H186V150L188 149L187 147H188V145H187V143L185 142V140H183L182 141V139H181V141H180V139H179V137L181 138V132L180 133H178V134H180L181 136H178V140H176V139H174L175 137H173L172 138V135L171 136H169V134L168 133H165V132H163V131H160V129H159V132L157 133V132H155L154 130H150V128L148 129V130H146V129H144V127L143 126H146V125H143V123H146V124H150V119L148 118ZM155 117H157V115L155 116ZM195 117H193V118H195ZM207 116H205L204 118H206ZM212 117V116H211ZM227 117V116H226ZM230 117V116H229ZM75 118V117H74ZM109 118V117H108ZM112 118V117H111ZM128 118V117H127ZM158 118V117H157ZM191 118V117H190ZM192 118V119H193ZM197 118V117H196ZM195 118V119H196ZM200 118V117H199ZM199 118H197L198 120H199ZM200 118V121L202 120ZM221 118H223V117H221ZM228 118V117H227ZM231 118V117H230ZM155 119V118H154ZM168 119V118H167ZM182 119V118H181ZM185 119V118H184ZM215 119L217 120V118L215 117ZM219 119H220V117H219ZM235 119V120H236ZM110 120V119H109ZM158 120V119H157ZM160 120H161V118H160ZM169 120V119H168ZM197 120V121H198ZM204 120V119H203ZM227 120V119H226ZM118 121V120H117ZM120 121V120H119ZM151 121H152V119H151ZM171 121H174V120H171ZM184 121V120H183ZM187 122H188V120H186ZM185 121V122H186ZM214 121V120H213ZM212 121V122H213ZM223 121H224V119H223ZM237 121V120H236ZM128 122H129V120H128ZM166 122V121H165ZM169 122V121H168ZM186 122V123H187ZM194 122V121H193ZM199 122V121H198ZM198 122H197V124H198ZM203 122V121H202ZM226 122V121H225ZM234 122V121H233ZM238 122H236V123H238ZM71 123V122H70ZM115 123H117L116 121H115ZM124 123V122H123ZM155 124H156V122H154ZM177 123V122H176ZM175 123V124H176ZM192 123V122H191ZM205 123V122H204ZM256 125H255V124ZM99 124V123H98ZM154 124V125H155ZM168 124V123H167ZM166 124V125H167ZM181 124V123H180ZM184 124V123H183ZM188 124H190V123H188ZM200 124V123H199ZM216 124V123H215ZM220 124V122L218 121V125ZM231 124V125H230ZM254 124V125H253ZM106 125V124H105ZM130 125H132L131 124V122H130ZM139 125V126H140ZM157 125V124H156ZM159 125V124H158ZM163 125V124H162ZM171 125V124H170ZM178 125V124H177ZM208 125H210V124H208ZM217 125V127H219V126H222L221 124L218 126ZM227 125V124H226ZM228 125H230V128L232 129V130H234V127L236 128V125L237 126H239L240 127V125H238V124H236V125H234V126H232V123H229ZM124 126V125H123ZM147 126H149V125H147ZM147 126H146V128H147ZM178 126H180V125H178ZM182 126V125H181ZM184 126V125H183ZM198 125H196L195 126V128L197 127ZM205 126H207V125H205ZM215 126V125H214ZM101 127V126H100ZM119 127V126H118ZM126 127V126H125ZM134 127V126H133ZM176 127V126H175ZM194 127V126H193ZM200 127V126H199ZM202 127H203V125H202ZM210 127H211V125H210ZM209 127V128H210ZM224 127H225V125H224ZM102 128V127H101ZM132 128V127H131ZM135 128V127H134ZM181 128H184V127H181ZM201 128V127H200ZM204 128V127H203ZM227 128V127H226ZM238 128V127H237ZM236 128V129H237ZM245 128V127H244ZM98 129H100V128H98ZM162 130H164V128H161ZM180 128L178 127V130H179ZM207 128H205L204 130H206ZM212 129H214V128H212ZM212 129L210 130V131H212ZM219 129H220V127H219ZM223 129V128H222ZM221 129V130H222ZM117 130V129H116ZM126 130V129H125ZM132 130H134V129H131V131ZM158 130V129H157ZM177 130V131H178ZM165 131H167L166 129H165ZM181 131V130H180ZM184 131L185 132H189L190 133V135H191V138L193 137V139L194 138H196L198 141H200V142H202L203 141V139H205V135L203 134V131L202 130H200V129H194L193 131H192V129L191 130H189L187 127L186 128H184ZM183 131V132H184ZM220 131V130H219ZM226 131V130H225ZM238 131V130H237ZM236 131V132H237ZM227 132L228 131H226V133H222V134H219V132L216 130V131H214L213 130V132H209L210 133V135L208 136V133L206 132V135L208 136L207 137V144H206V147H204V146H202L200 149H201V151H204V153L207 155V154H209L210 156H212L214 159H216V158H218V156H217V148H216V146L217 147H219V146H223V147H225V148H228L229 147V149L231 148V150L232 151H235V153L236 152H239V151H241L242 153H244L243 152V149H246V148H248L249 147V142L248 141H250L249 139L247 140L246 139V136L245 135H242L244 132L243 131H241V132H243V133H235L233 136L234 137H232L231 135H230V132H228L229 134L227 135V136H231L232 138H228V137H226V135L225 134H227ZM123 133V132H122ZM121 133V134H122ZM134 133H136L135 131H134ZM133 133V134H134ZM170 133V132H169ZM189 133H187V134H189ZM205 133V132H204ZM221 133V132H220ZM125 134H127V133H125ZM177 134V133H176ZM177 134V135H178ZM94 135V134H93ZM107 135V134H106ZM131 135V134H130ZM136 135H138V134H136ZM120 136V135H119ZM123 136V135H122ZM185 137H186V135H184ZM205 136V137H204ZM96 137V136H95ZM247 137V138H248ZM116 138V137H115ZM126 138H127V136H126ZM184 138V137H183ZM187 138V137H186ZM228 138V139H227ZM86 139H88L87 137H86ZM107 139V138H106ZM100 140H102V139H100ZM115 140V139H114ZM120 140V139H119ZM134 140V139H133ZM139 140V139H138ZM189 140V139H188ZM103 141V140H102ZM116 141V140H115ZM132 141V140H131ZM137 141V140H136ZM194 141V143H195V139L193 140ZM198 141H196V142H198ZM206 141V140H205ZM111 142V141H110ZM139 142V141H138ZM138 142H136L137 144H138ZM141 142V141H140ZM143 142V141H142ZM141 142V143H142ZM96 143V142H95ZM101 143V142H100ZM120 143V142H119ZM147 143V142H146ZM149 143V142H148ZM199 143V142H198ZM102 144V143H101ZM118 144V143H117ZM127 144V143H126ZM126 144H125V146H126ZM144 144V143H143ZM200 144H202V143H200ZM199 144V145H200ZM205 144V143H204ZM256 144V143H255ZM88 145V144H87ZM96 145V144H95ZM100 145V144H99ZM128 145H129V143H128ZM146 145V144H145ZM191 145V144H190ZM189 145V146H190ZM195 145H196V143H195ZM109 146V145H108ZM107 146V147H108ZM115 146H116V144H115ZM118 146H119V144H118ZM122 146V145H121ZM131 146V145H130ZM133 146V145H132ZM140 146H142V145H140ZM192 146V145H191ZM254 146V145H253ZM123 147V146H122ZM122 147H120V148H122ZM144 147V146H143ZM142 147V148H143ZM148 147V146H147ZM194 147V146H193ZM200 147V146H199ZM127 148V147H126ZM150 148V147H149ZM187 148V149H186ZM195 148V147H194ZM193 148V149H194ZM105 149H106V147H105ZM113 149H115V148H113ZM123 149H124V147H123ZM122 149V150H123ZM129 149V148H128ZM198 149V147L196 148V150ZM251 149V148H250ZM253 149V148H252ZM251 149V150H252ZM261 149V150H262ZM112 150V149H111ZM125 150V149H124ZM143 150V149H142ZM141 150V151H142ZM145 150V149H144ZM157 150H158V153H157ZM189 150V149H188ZM191 150V149H190ZM199 150V149H198ZM228 150V149H227ZM247 150V149H246ZM106 151V150H105ZM146 151V150H145ZM150 151H151V149H150ZM150 151H149V153H150ZM248 151V150H247ZM260 151V152H259ZM113 152V151H112ZM117 152V151H116ZM186 152V153H185ZM199 151H197V153H198ZM222 152V151H221ZM225 152V151H224ZM249 152H250V150H249ZM248 152V153H249ZM252 152H253V150H252ZM254 152V153H255ZM121 153V152H120ZM126 153V152H125ZM131 153V152H130ZM194 153H196V152H194ZM227 151L225 152V154L227 155ZM99 154V153H98ZM128 154V153H127ZM147 154V153H146ZM146 154L145 155H143V156H146ZM160 154V155H161ZM223 154V153H222ZM250 154V153H249ZM256 154V153H255ZM67 155V154H66ZM111 155V154H110ZM124 155V154H123ZM198 155V154H197ZM201 155H203V154H201ZM200 155V156H201ZM230 155V154H229ZM237 155L238 156H236V157H238V159H240L239 158V154L237 153ZM241 155V154H240ZM251 155V154H250ZM94 156V155H93ZM104 156V155H103ZM131 156V155H130ZM133 156V155H132ZM132 156H131V158H132ZM151 156L153 157L154 155H152L151 154ZM194 156H196V155H194ZM203 156H205V155H203ZM203 156H201V159H202V157ZM232 156V155H231ZM255 157H256V155H254ZM111 157V156H110ZM116 157V156H115ZM142 157V156H141ZM148 157H149V155H148ZM206 157V156H205ZM220 157V156H219ZM228 157V156H227ZM234 157V155L232 156V158ZM245 157H247V155L245 156ZM245 157H243V158H245ZM255 157H254V161H255ZM72 158V157H71ZM98 158H99V156H98ZM106 158V157H105ZM136 158V157H135ZM200 158V157H199ZM213 158H212V160H213ZM242 158V159H243ZM248 158H249V156H248ZM251 158V157H250ZM249 158V159H250ZM253 158V157H252ZM74 159V158H73ZM72 159V160H73ZM89 159V158H88ZM93 159V158H92ZM124 159V158H123ZM132 159H134V158H132ZM138 159V158H137ZM137 159H135L136 161H137ZM145 159V158H144ZM205 159H207V158H205ZM224 159H226V158H224ZM223 159V160H224ZM234 159V158H233ZM237 159V160H238ZM98 160V159H97ZM108 160V159H107ZM116 160H117V158H116ZM127 160V159H126ZM165 160H161V161H165ZM98 161H100V159L98 160ZM118 161V160H117ZM125 161V160H124ZM128 161V160H127ZM126 161V162H127ZM134 161V160H133ZM142 161V163H144L145 161L144 160H141ZM144 161V162H143ZM148 161H149V163H148ZM155 161V162H154ZM165 161V162H166ZM216 161V160H215ZM232 161V160H231ZM240 161V160H239ZM245 161H246V159H245ZM104 162V161H103ZM109 162V161H108ZM128 162H130V161H128ZM127 162V163H128ZM164 162V163H165ZM201 162H203V163H201ZM233 162V161H232ZM231 162V163H232ZM248 162V161H247ZM251 162V161H250ZM255 162H257V161H255ZM91 163V162H90ZM100 163V162H99ZM107 163V162H106ZM116 163V162H115ZM127 163H126V165H127ZM136 163H139V162H135V164ZM159 163V164H158ZM216 163H218L217 161H216ZM219 163H221V162H219ZM243 163V162H242ZM244 163H246V162H244ZM108 164V163H107ZM110 164V163H109ZM125 164V163H124ZM133 164H134V162H133ZM134 164V165H135ZM146 164V163H145ZM163 164V163H162ZM167 164V163H166ZM227 164V163H226ZM230 164V163H229ZM247 164V163H246ZM248 164H250L249 162H248ZM257 164V163H256ZM138 165H140V164H138ZM235 165V164H234ZM239 165V164H238ZM244 165V164H243ZM255 165V164H254ZM111 166V165H110ZM123 166V165H122ZM135 166H137V164L135 165ZM134 166V167H135ZM145 166V165H144ZM160 166H162L161 164H160ZM173 166V165H172ZM231 166V165H230ZM249 166V165H248ZM119 167V166H118ZM128 167V166H127ZM141 167V165L139 166V168ZM146 167H144V168H146ZM154 167V166H153ZM152 167V169L153 170H155L154 168ZM162 167H164V165L162 166ZM235 167V166H234ZM239 167V166H238ZM240 167H242V170L243 171H245L244 170V167L243 166H240ZM251 167V166H250ZM133 168V167H132ZM148 168H146V170H147V172H148ZM159 168H161V167H159ZM175 168V167H174ZM225 168V167H224ZM232 168V167H231ZM249 168V167H248ZM254 168V167H253ZM77 170H79V168L77 167L76 168ZM97 169V168H96ZM108 169V168H107ZM122 169V168H121ZM129 169H131V168H129ZM128 169V170H129ZM138 169V168H137ZM142 169H143V165H142ZM141 168L139 169V170H135V168L134 169H131V171L133 172V171H135V172H133L134 174H132V173H130V171H126L129 175L127 176V177H129V179H127V178H125L124 176L122 177V178H124V179H126V181L127 182H129V180L130 181H134L135 180V182H136V180L138 179L136 176H132V175H136L135 173H137L138 171H140V174H139V176L142 178L143 177V175H144V177H146L145 176V173L144 172H146L145 170L143 171ZM166 169H167V166H166ZM170 169V168H169ZM173 169V168H172ZM172 169H170V170H172ZM226 169V168H225ZM245 169H246V167H245ZM261 169V168H260ZM114 170H116V169H114ZM113 170V171H114ZM123 170V169H122ZM121 170V171H122ZM126 170V169H125ZM141 170H142V173H141ZM150 170V169H149ZM160 170V169H159ZM162 170H164V168L162 169ZM232 170V169H231ZM247 170V169H246ZM98 171V170H97ZM151 171V170H150ZM157 171V170H156ZM173 171H174V169H173ZM235 171V170H234ZM236 171V172H237ZM242 171V173H245V172H243ZM252 171V170H251ZM250 171V172H251ZM258 171V170H257ZM91 172V171H90ZM146 172V173H147ZM154 172V171H153ZM167 172V171H166ZM172 172V171H171ZM260 172V171H259ZM259 172H257V173H259ZM96 173V172H95ZM108 173H110V172H108ZM112 173L113 172H111V175H112ZM123 173V172H122ZM163 173V172H162ZM170 173V172H169ZM247 173V172H246ZM253 173H254V171H253ZM256 173V172H255ZM263 174H264V172H262ZM84 174H86V173H84ZM98 174V173H97ZM114 174H116V173H114ZM119 174V173H118ZM126 174V173H125ZM150 174V173H149ZM156 174V173H155ZM154 174V175H155ZM158 174V173H157ZM193 174V173H192ZM259 174H261V173H259ZM100 175V174H99ZM174 175V174H173ZM191 175V174H190ZM251 175V174H250ZM262 175V174H261ZM148 176V175H147ZM153 176V175H152ZM152 176H151V178H152ZM166 176H168V174L166 175ZM183 176H185V174L183 175ZM182 176V177H183ZM134 177H136V178H134ZM150 177V176H149ZM159 177V176H158ZM170 176H168V178H169ZM174 177H176V175L174 176ZM173 177V178H174ZM178 177V176H177ZM176 177V178H177ZM181 177V176H180ZM187 177V176H186ZM194 177V176H193ZM192 177V178H193ZM205 177V178H204ZM259 177V176H258ZM112 178V176L110 177V179ZM117 178H119V176L118 177H116V180H117ZM121 178V177H120ZM163 178V177H162ZM200 177H198L197 178V181H195V180H191V178H189L188 180H190L189 182L187 181V180H185V183H187L188 182V185L189 184H191V181L193 182V183H197L198 185L200 184V183H198V179H201ZM257 178V177H256ZM105 179H106V177H105ZM114 179V178H113ZM144 179V178H143ZM146 179V178H145ZM158 179V178H157ZM167 179V178H166ZM172 179V178H171ZM180 179V178H179ZM182 179V178H181ZM187 179V178H186ZM209 179V180H208ZM250 179H252V178H250ZM255 179V178H254ZM112 180V179H111ZM120 180V179H119ZM139 180V179H138ZM141 180V179H140ZM159 180H161V179H159ZM182 180H184V179H182ZM202 180V179H201ZM200 180V181H201ZM207 180H208V182H207ZM248 180V179H247ZM262 180L264 181V179H263V177H262ZM106 181H108V179L106 180ZM121 181V180H120ZM119 181V182H120ZM122 181H124V180H122ZM146 181H147V179H146ZM166 181V180H165ZM175 181V180H174ZM187 181V182H186ZM195 181V182H194ZM98 182V181H97ZM111 182H113V181H111ZM171 182V181H170ZM173 182V181H172ZM180 182H183V181H178L177 182V180H176V183H180ZM245 182V181H244ZM243 182V183H244ZM96 183V182H95ZM103 183V182H102ZM121 183V182H120ZM130 183V182H129ZM164 183V182H163ZM162 183V184H163ZM196 183L193 185V184H191V185H189V187L190 186H194L195 187V185H196ZM202 183H201V185H200V189H201V187L203 186L202 185ZM243 183H242V185H243ZM251 183V182H250ZM99 184V183H98ZM107 184H109L110 185V183H108L107 182ZM144 184V183H143ZM147 184H149V182L147 183ZM153 184V183H152ZM161 184V183H160ZM174 184H175V182H174ZM105 185V184H104ZM108 185V186H109ZM113 185H115V184H113ZM117 185V184H116ZM120 185H123L122 183L120 184ZM124 185H125V183H124ZM151 185V184H150ZM159 185V184H158ZM163 185H165V184H163ZM173 185V184H172ZM180 185V184H179ZM197 185V186H198ZM206 185H205V187H206ZM241 185V184H240ZM247 185H249L248 183H247ZM259 185V184H258ZM93 186V185H92ZM91 186V187H92ZM118 186V185H117ZM125 186H127V185H125ZM146 186V185H145ZM168 186V185H167ZM174 187H175V185H173ZM184 186V185H183ZM208 186V187H209ZM245 186V185H244ZM250 186V185H249ZM260 186V185H259ZM101 187V186H100ZM111 187H112V185H111ZM120 187V186H119ZM162 187V186H161ZM164 187V186H163ZM169 187V186H168ZM185 187V186H184ZM188 187V186H187ZM205 187H203L204 189H207V192L209 193L210 191H208V190H210L208 187L207 188H205ZM233 187V186H232ZM238 187V186H237ZM253 187V186H252ZM60 188V187H59ZM105 188H106V186H105ZM114 188H116L117 189V187H115L114 186ZM113 188V189H114ZM122 188V187H121ZM137 188V187H136ZM149 188H150V186H149ZM153 188V187H152ZM158 188V187H157ZM176 188H179V186L178 187H176ZM186 188V187H185ZM192 189H193V187H191ZM190 188V189H191ZM198 188V187H197ZM89 189V188H88ZM112 189V190H113ZM115 189V190H116ZM132 189H134V188H132ZM145 189H147L146 187H145ZM151 189V188H150ZM149 189V190H150ZM166 189V188H165ZM171 189V188H170ZM191 189V190H192ZM195 189H196V187H195ZM199 189V188H198ZM197 189V193L198 192H201V191H199ZM219 189V190H218ZM238 190H239V187L237 188ZM242 189H246V188H242ZM248 189V188H247ZM257 189V188H256ZM262 189H264V188H262ZM91 190V189H90ZM89 190V191H90ZM93 190V189H92ZM122 190V189H121ZM148 190V189H147ZM148 190V191H149ZM177 190V189H176ZM181 190V189H180ZM179 190V191H180ZM229 190V189H228ZM249 190V189H248ZM250 190H252L251 188H250ZM249 190V191H250ZM255 190V189H254ZM88 191V192H89ZM114 191V190H113ZM125 191H126V189H125ZM134 191H135V189H134ZM156 191H158V189H156ZM159 191H162V190H159ZM158 191V192H159ZM168 191V190H167ZM166 191V192H167ZM172 191V190H171ZM184 191V190H183ZM192 191H195V190H192ZM248 191V192H249ZM85 192H87V191H85ZM96 192H98V191H96ZM103 192V191H102ZM119 192H120V189H119ZM128 192H130L129 191V189H128ZM146 192V191H145ZM158 192L157 193H155L156 195H155V197H157V194H158ZM164 192V191H163ZM169 193H170V191H168ZM178 192V191H177ZM176 192V193H177ZM187 192V191H186ZM185 192V193H186ZM196 192V191H195ZM202 192H205L204 190L202 191ZM229 191H227V193H228ZM233 192V191H232ZM235 192V191H234ZM240 192H243V195L244 194H246L247 192H246V190H245V192L244 191H240ZM256 192V191H255ZM94 193V192H93ZM100 193V192H99ZM98 193V194H99ZM105 193V192H104ZM118 193V192H117ZM121 193V192H120ZM125 193V192H124ZM151 193H152V191H151ZM160 193H162V192H160ZM173 193V192H172ZM184 193V194H185ZM191 193H193V192H191ZM190 192H189V194H191ZM211 193H212V190H211ZM218 193V192H217ZM224 193H225V191H224ZM239 193V192H238ZM251 193V192H250ZM250 193H247V194H250ZM254 193V192H253ZM4 194V193H3ZM88 194V193H87ZM123 194V193H122ZM146 194H148V193H146ZM171 194V193H170ZM169 194V195H170ZM180 194L181 195H183L184 196V194L183 193H181L180 192ZM200 194V193H199ZM214 194V193H213ZM228 194H230V193H228ZM227 194V195H228ZM234 194V193H233ZM241 194V193H240ZM247 194H246V197H247ZM258 194V193H257ZM257 194H255V195H257ZM5 195V194H4ZM86 195V194H85ZM92 195V194H91ZM106 195V194H105ZM108 195V194H107ZM125 195H126V193H125ZM140 195H141V193H140ZM153 195V194H152ZM164 195H165V193H164ZM168 195V196H169ZM193 195V194H192ZM201 195V194H200ZM199 195V196H200ZM203 195V198L202 199H200V200H204L205 198H207V196H211L210 194H208L207 195V193L205 192V193H203L202 194ZM201 195V196H202ZM204 195H207L206 197L204 196ZM215 195H217V194H214V197H215ZM231 195V194H230ZM236 195V194H235ZM238 195V194H237ZM255 195H253L254 197H255ZM89 196H90V194H89ZM98 196V195H97ZM97 196H95V197H97ZM102 196V195H101ZM120 196V195H119ZM122 196V195H121ZM142 196V195H141ZM148 195H146V197H147ZM167 196V197H168ZM186 196H188V195H185V197ZM213 196V195H212ZM219 196H220V194H219ZM223 196H224V194H223ZM6 197V196H5ZM46 197V196H45ZM99 197V196H98ZM97 197V198H98ZM153 197V196H152ZM152 197H151V199H152ZM159 197V196H158ZM160 197H161V195H160ZM159 197V198H160ZM166 197V198H167ZM193 197V196H192ZM225 197V196H224ZM234 197H236V196H234ZM240 197H242L241 195H240ZM239 197V195H238V197H236L237 199L238 198H240ZM245 197V200L248 202L249 201V197H247L246 198ZM254 197L252 198V195H250V200H252L251 202L253 203V204H255V208L254 209H252V207H251V209H252V211H250L249 210V206H248V208H247V206H246V209H248L247 210V212H248V214L250 213V212H252V214L250 215H246L244 212H241V211H238L239 213L241 212V213H244L245 215H241V213L239 214V215H241L240 217H241V219H239L242 223L241 224H244V226L245 225H247V224H249L248 226L249 227H252L253 228V225L252 224H255V225H257L258 227H259V229L261 230V232L263 231L264 232V213L262 212L263 211V206L261 205L262 204V202H264V193H263V191H259V194L257 195V199H256V201H254L253 202V199H254ZM50 198V197H49ZM56 198H57V196H56ZM85 198V197H84ZM93 198V197H92ZM110 198H112V197H110ZM123 198V197H122ZM144 198V197H143ZM150 198V197H149ZM163 198H165V197H163ZM166 198L164 199L165 201H166ZM171 199H172V197H170ZM175 198H177V195L175 196ZM189 198H190V196H188V198H185V199H187L188 200V202H189V204L186 206L187 207V209H186V207H185V211H183V210H179V208H177V204H179V203H175V205H173V203H170V200H169V206H168V212H164V215H166L167 213H168V215L170 214L172 217H168V216H164L163 215V211L161 212V209H160V205H159V208H158V206L156 207V205L155 206H153V207H151V209H152V214L150 215V216H148L147 214V216H145V220L147 221V223H143L142 225H140L142 222H140V220H139V222H140V224H137L136 226L135 225H133V227H131V226H127V228H125L124 229V234L121 232V230H119L121 233L120 234H123V235H120V236H122V237H120L119 236V238L121 239H119V241L117 242V244L115 245V244H113L114 246H115V249H116V251H114V253H116V257H115V254L113 253V252H111V255H112V253H113V256L115 257V258H117V261L116 262H120L121 264H146L145 262H146V258L145 259H143L144 258V256H142V257H140L141 255H143V253L145 252H147L148 254V258H149V256H150V258L155 262V264H157L156 262H159V261H157V259L159 258L158 256H157V259H156V256H153V254H156V252L157 253H161V252H167L166 254H168V252L170 253V251H171V248L173 247V248H176V249H179L180 250V246H181V244H183V242H182V240H180V239H183L184 240V236L186 235V232L184 233L183 232V230L182 229H180L179 228V224L177 225L172 219H174L173 217H176V216H180L182 213H184V215H183V217L187 214L188 215V217L190 216H192V210H193V208H194V204H193V200H194V197H193V200L192 199H190L189 200ZM197 198H198V200H199V198L200 197H198L197 196ZM220 198H221V196H220ZM96 199V198H95ZM101 199V198H100ZM125 199V198H124ZM145 199V198H144ZM151 199H150V201H151ZM162 199V198H161ZM160 199V200H161ZM179 199H180V197H179ZM213 199V198H212ZM218 199V198H217ZM242 199V198H241ZM263 199V200H262ZM81 201H82V199H80ZM133 200H135V199H133ZM141 200V199H140ZM146 200V199H145ZM147 200H149L148 199V197H147ZM154 200V199H153ZM159 200V199H158ZM173 200V199H172ZM182 200V199H181ZM195 200H196V197H195ZM200 200H199V203H201L200 202ZM206 200V199H205ZM204 200V201H205ZM208 200V199H207ZM211 200V199H210ZM222 200H223V198H222ZM224 200H225V198H224ZM228 200V199H227ZM255 200V199H254ZM258 200V201H257ZM262 202H261V201ZM36 201H38V200H36ZM40 201V200H39ZM53 201V200H52ZM92 201V200H91ZM110 201V200H109ZM114 201V200H113ZM130 201V200H129ZM180 200H178L177 202H179ZM229 201V200H228ZM240 201V200H239ZM243 201H244V196H243ZM7 202V201H6ZM96 202V201H95ZM116 202V201H115ZM125 202V201H124ZM128 202V201H127ZM168 202V201H167ZM172 202H174V201H172ZM196 201H194V203H195ZM198 202V201H197ZM208 202V201H207ZM206 202V203H207ZM211 202V201H210ZM221 202V201H220ZM231 202V201H230ZM245 202V201H244ZM250 202V201H249ZM261 203L260 205H259V203ZM38 203H40V202H38ZM55 203H57V202H55ZM62 203V202H61ZM68 203V202H67ZM90 203V202H89ZM99 203V202H98ZM98 203H97V206H98ZM104 203V202H103ZM107 203H109L110 204V202H107ZM146 203V202H145ZM153 203H154V201H153ZM180 203H182V201L180 202ZM184 203V202H183ZM182 203V204H183ZM199 203H198V206H201V204L199 205ZM205 203V202H204ZM213 203V202H212ZM226 203V202H225ZM228 203V202H227ZM226 203V204H227ZM238 205H239V203L238 202H236ZM47 204V203H46ZM115 204V203H114ZM119 204V203H118ZM128 204V203H127ZM150 204V203H149ZM151 204H152V202H151ZM155 204V203H154ZM157 204H158V201H157ZM185 204V203H184ZM196 204V203H195ZM235 204V203H234ZM242 204H243V207H245V204L242 202ZM247 204V203H246ZM252 204V205H253ZM68 205V204H67ZM102 205V204H101ZM117 205V204H116ZM146 205H148L147 203H146ZM181 205V204H180ZM203 205V204H202ZM207 205V204H206ZM222 205V204H221ZM46 206V205H45ZM48 206V205H47ZM88 206V205H87ZM94 206V205H93ZM109 206V205H108ZM115 206V205H114ZM130 207H131V204L129 205ZM133 206V205H132ZM137 206H138V204H137ZM137 206H135V207H137ZM182 206V205H181ZM197 206V205H196ZM195 206V207H196ZM254 206V205H253ZM260 206V207H259ZM50 207V206H49ZM72 207V206H71ZM84 207H86V205L84 206ZM111 207V206H110ZM119 207V206H118ZM134 207V208H135ZM180 207V206H179ZM241 207V206H240ZM239 207V208H240ZM57 208V207H56ZM56 208H55V210H56ZM60 208V207H59ZM62 208H65V207H62ZM87 208V207H86ZM108 208V207H107ZM112 208H114L113 207V205H112ZM119 208H121V207H119ZM133 208V207H132ZM201 208V207H200ZM212 208V207H211ZM223 208H224V206H223ZM237 208V207H236ZM236 208L234 209L235 211H236ZM48 209V208H47ZM46 209V210H47ZM50 209V208H49ZM126 209H127V207H126ZM136 209V208H135ZM197 209V208H196ZM203 209V208H202ZM216 209H217V206H216ZM50 210H52V209H50ZM60 210H62V209H60ZM65 210V209H64ZM78 210V209H77ZM117 210V209H116ZM120 209H118V211H119ZM123 210V209H122ZM125 210V209H124ZM138 210V209H137ZM204 210H206L205 209V206H204ZM239 210V209H238ZM241 210H243V211H245V209H242L241 208ZM41 211V210H40ZM47 211H49V210H47ZM121 211V210H120ZM120 211H119V213H120ZM127 211V210H126ZM133 211V210H132ZM200 211V210H199ZM223 211V210H222ZM232 211H233V208H232ZM234 211V212H235ZM36 212H37V210H36ZM52 212H54V211H52ZM64 212V211H63ZM115 212V211H114ZM138 212V211H137ZM141 212V211H140ZM195 212V211H194ZM202 212V211H201ZM211 212V211H210ZM3 213V212H2ZM9 213V212H8ZM40 213H42V211L40 212ZM61 213V212H60ZM68 213V212H67ZM76 213H77V211H76ZM122 213H124V212H122ZM133 213V212H132ZM131 213V214H132ZM143 213V212H142ZM186 213V214H185ZM200 213V212H199ZM237 212H235V214H236ZM1 214V213H0ZM63 214H65V213H63ZM93 214V213H92ZM126 214V213H125ZM137 214H140V213H137ZM195 214V213H194ZM220 214V213H219ZM225 214V213H224ZM229 214H231V212L229 213ZM4 215V214H3ZM59 215V214H58ZM78 215V214H77ZM105 215V214H104ZM128 215V214H127ZM136 215V214H135ZM145 214H143V216H144ZM169 215V216H170ZM201 215V214H200ZM212 215V214H211ZM42 216V215H41ZM40 216V217H41ZM57 216V215H56ZM67 216V215H66ZM79 216V215H78ZM106 216V215H105ZM104 216V217H105ZM113 216V215H112ZM121 216H122V214H121ZM125 215H123L122 217H124ZM131 216H133V214L131 215ZM143 216L141 215V217H142V219H143ZM194 216V215H193ZM197 216V215H196ZM203 216V215H202ZM201 216V217H202ZM207 216V215H206ZM228 216V215H227ZM233 216H234V214H233ZM45 217V216H44ZM43 217V218H44ZM48 217V216H47ZM95 217V216H94ZM134 217H136V216H134ZM169 219H168V218ZM181 217H182V215H181ZM187 217V216H186ZM195 217V216H194ZM211 217V216H210ZM214 217V216H213ZM236 218L235 219H237L238 218V214H237V216H235ZM68 218V217H67ZM89 218H91V217H89ZM119 219H121L120 217H118ZM100 219H102V218H100ZM128 219H130V216H129V218ZM137 219V218H136ZM181 219H183V218H181ZM185 219H187V218H185ZM190 219H192V218H190ZM189 219V220H190ZM206 219V218H205ZM212 219V218H211ZM11 220V219H10ZM59 220V219H58ZM75 220V219H74ZM138 220H137V222H138ZM175 220V219H174ZM178 220H180V219H178ZM188 220V221H189ZM193 220H194V218H193ZM199 220V219H198ZM202 220V219H201ZM222 220V219H221ZM237 221L238 223L240 222V221ZM6 221V220H5ZM55 221V220H54ZM68 221H70L69 219H68ZM106 221V220H105ZM127 220L125 219V222H126ZM129 221V220H128ZM128 221L126 222V223H128ZM132 221V220H131ZM130 221V222H131ZM187 221V222H188ZM114 222V221H113ZM123 222H124V220H123ZM124 222V223H125ZM136 222V221H135ZM178 222V221H177ZM186 222V223H187ZM190 222V221H189ZM201 221L199 220V223H200ZM236 222V221H235ZM13 223V222H12ZM44 223V222H43ZM51 223V222H50ZM49 223V224H50ZM54 223V222H53ZM58 223V222H57ZM76 223V222H75ZM181 223V222H180ZM193 223H194V221H193ZM192 223V224H193ZM228 223H230L229 221H228ZM233 223V222H232ZM232 223H231V225H232ZM42 224V223H41ZM47 224V223H46ZM52 224V223H51ZM82 224V223H81ZM88 224V223H87ZM131 224H132V222H131ZM182 224H183V222H182ZM201 224V223H200ZM199 224V225H200ZM206 224V223H205ZM235 224V223H234ZM240 224V223H239ZM240 224V225H241ZM1 225H3V224H1ZM0 225V226H1ZM54 225H57V224H54ZM59 225V224H58ZM68 225V224H67ZM77 225V224H76ZM130 225V224H129ZM183 225H186V224H183ZM197 225V224H196ZM211 225V224H210ZM214 225V224H213ZM224 225H226L225 223H224ZM229 225V224H228ZM227 225V226H228ZM252 225V226H251ZM46 226V225H45ZM48 226V225H47ZM47 226H46V228H47ZM66 226V225H65ZM85 226V225H84ZM118 226V225H117ZM182 226V225H181ZM187 226V225H186ZM191 226H193V225H191ZM238 226V225H237ZM16 227V226H15ZM44 227V226H43ZM60 227V226H59ZM72 227V226H71ZM97 227H99V226H97ZM171 227L173 228V229H171ZM188 227V226H187ZM204 227V226H203ZM215 227V226H214ZM220 227H222V225H220ZM229 227V226H228ZM243 227V226H242ZM247 227V226H246ZM245 227V228H246ZM256 227V226H255ZM8 228V227H7ZM55 228H57L56 226H55ZM55 228H54V230H55ZM87 228V227H86ZM183 228V227H182ZM192 228V227H191ZM199 228V227H198ZM257 228V227H256ZM256 228H253V230H255ZM18 229V228H17ZM20 229H21V227H20ZM26 229V228H25ZM48 229H50V228H48ZM58 229V228H57ZM61 229V228H60ZM73 229V228H72ZM87 229H89V228H87ZM105 229H108V228H105ZM184 229V228H183ZM186 229H189V228H186ZM193 229V228H192ZM194 229H196V228H194ZM248 229H250V228H248ZM259 229H257V230H255V231H249L251 234H252V232H256V231H259ZM5 230V229H4ZM42 230V229H41ZM51 231H52V228L50 229ZM49 230V231H50ZM90 230H92V228L90 229ZM201 230V229H200ZM214 230H215V228H214ZM229 230H232V229H229ZM228 230V231H229ZM245 230V229H244ZM246 230H247V228H246ZM25 231V230H24ZM44 231H45V229H44ZM58 231V230H57ZM71 231H74V230H71ZM193 231H195V230H193ZM197 231H198V229H197ZM196 231V232H197ZM205 231V230H204ZM209 231V230H208ZM220 231V230H219ZM224 231V230H223ZM233 231V230H232ZM248 231L246 232L247 234H248ZM6 232H8V231H6ZM12 232V231H11ZM47 232V231H46ZM55 233H56V230L54 231ZM202 232V231H201ZM225 232H226V230H225ZM234 232V231H233ZM262 232V233H263ZM5 233V232H4ZM60 233V231L58 232V234ZM189 233V232H188ZM215 233H217L216 231H215ZM257 233H259V232H257ZM2 234V233H1ZM15 234V233H14ZM100 234H101V232H100ZM109 234H110V232H109ZM194 234V233H193ZM241 234H242V232H241ZM246 234V235H247ZM255 235H256V233H254ZM17 235V234H16ZM66 235H67V232H66ZM73 235V234H72ZM90 235H92V234H90ZM93 235H95V234H93ZM112 235V234H111ZM243 235H245V234H243ZM245 235V236H246ZM260 235H261V233H260ZM262 235H264V233L262 234ZM30 236V235H29ZM63 236V235H62ZM65 236V235H64ZM76 236V235H75ZM81 236H82V234H81ZM96 236V235H95ZM188 236H190V235H188ZM196 236V235H195ZM236 236V235H235ZM238 236H240L239 234H238ZM258 236V235H257ZM20 237V236H19ZM60 237V236H59ZM70 237V236H69ZM74 237V236H73ZM91 237V236H90ZM185 237H187V235L185 236ZM241 237V236H240ZM243 237V236H242ZM247 237H248V235H247ZM246 237V238H247ZM4 238H5V236H4ZM15 238V237H14ZM31 238V237H30ZM98 238V237H97ZM118 238V237H117ZM189 238V237H188ZM188 238H187V240H188ZM197 238H199V241H197V240H195L192 236H190V239H189V243L190 244H192L194 247H195V250H194V252L198 255V257L199 258H195V259H199V262H200V264H213L214 262L213 261H211L213 258H214V256L216 257L217 255H218V257L219 256H221L220 255V250H218V249H216L215 250V252L218 250L219 252H217L216 254L214 253V247L216 246H213V244H212V242H214V241H216L215 243H217V241L219 242V246L220 245H222V244H225V245H223V246H225V247H229V248H231V250L233 251V253H234V255L232 256L233 258H232V260H230V262H232L233 264H264V237H255V238H253L252 237V239H250L249 240V237L247 238L248 240H242V238L240 239H235L233 242H231V241H229V238L228 237H226V235H222L221 233H219V234H214V232H213V234H211V233H208V235H199ZM261 238V239H260ZM25 239V238H24ZM67 239H68V235H67ZM71 239V238H70ZM84 239V238H83ZM2 240V239H1ZM9 240V239H8ZM12 240V239H11ZM32 240H33V238H32ZM51 240V239H50ZM61 240V239H60ZM64 240V239H63ZM69 240V239H68ZM75 240V239H74ZM73 240V241H74ZM85 240V239H84ZM108 240V239H107ZM114 240V239H113ZM231 240H233V237L231 238ZM16 241V240H15ZM67 241V240H66ZM72 241V242H73ZM79 241V240H78ZM77 241V242H78ZM101 241V240H100ZM110 241H111V239H110ZM184 241H186V239L184 240ZM4 242V241H3ZM9 242V241H8ZM76 242V241H75ZM80 242V241H79ZM102 242V241H101ZM180 242H182V243H180ZM187 242V241H186ZM199 242V243H198ZM209 242H211V246H213V248H209V247H211L210 245H209ZM7 243V242H6ZM15 243V242H14ZM18 243V242H17ZM83 243V242H82ZM220 243H222V244H220ZM9 244H10V242H9ZM21 244V243H20ZM81 244V243H80ZM84 244V243H83ZM85 244H87V243H85ZM178 244H180V246H179V248H177V245ZM189 244V245H190ZM29 245H30V243H29ZM56 245V244H55ZM76 245V244H75ZM92 245V244H91ZM98 245V244H97ZM227 245V246H226ZM9 246V245H8ZM27 246V245H26ZM70 246V245H69ZM90 246V245H89ZM94 246V245H93ZM102 246V245H101ZM174 246H176V247H174ZM218 246V247H219ZM14 247V246H13ZM28 247H30V246H28ZM76 247V246H75ZM82 247H83V245H82ZM85 247V246H84ZM92 247V246H91ZM107 247V246H106ZM111 247H113V246H111ZM18 248H20V247H18ZM35 248H38V247H35ZM34 248V249H35ZM71 248V247H70ZM86 248V247H85ZM83 249V250H85V251H87L88 253H90V250L88 251V249L86 250V249ZM90 248V247H89ZM181 248H184V246H182ZM220 248V247H219ZM224 248V247H223ZM17 249V248H16ZM23 249V248H22ZM73 249V248H72ZM77 249V248H76ZM106 249V248H105ZM114 249V248H113ZM169 249H170V251H169ZM176 249H172V250H174V251H177ZM211 249V250H210ZM213 249V250H212ZM1 250H3V249H1ZM37 250V249H36ZM94 250V249H93ZM95 250H97V249H95ZM95 250H94V252H95ZM178 250V251H179ZM212 252L213 251V258L212 259H210L209 258V256H208V258H207V253H210V251ZM228 250H230V249H228ZM29 251H31V250H29ZM78 251V250H77ZM103 251H104V249H103ZM106 251V250H105ZM104 251V252H105ZM113 251V250H112ZM222 251V250H221ZM4 252V251H3ZM3 252H2V254H3ZM18 252V251H17ZM45 252V251H44ZM86 252V253H87ZM94 252H93V254H94ZM102 252V251H101ZM103 252V253H104ZM142 252V253H141ZM152 252H155V253H153L152 254ZM172 252V251H171ZM1 253V252H0ZM29 253H31V252H29ZM37 253V252H36ZM56 253V252H55ZM59 253V252H58ZM75 253V252H74ZM92 253V252H91ZM98 253V252H97ZM108 253V252H107ZM144 253V254H145ZM188 253V252H187ZM190 253H191V251H190ZM224 253V252H223ZM230 253V252H229ZM2 254H0V255H2ZM7 254V253H6ZM84 254V253H83ZM96 254V253H95ZM94 254V255H95ZM141 254V255H140ZM151 254V255H150ZM158 254V255H159ZM165 254V253H164ZM192 254H193V252H192ZM211 254V253H210ZM226 254H228V253H226ZM4 256H6L5 254H3ZM31 255V254H30ZM66 255V254H65ZM98 255V254H97ZM103 255V254H102ZM147 255H145V256H147ZM178 255H180V254H178ZM182 255V254H181ZM180 255V256H181ZM222 255H224V254H222ZM4 256H3V258H1L2 256H0V260L1 259H5L4 258ZM8 256H9V254H8ZM19 256V255H18ZM54 256V255H53ZM58 256V255H57ZM77 256H78V253H77ZM80 256V255H79ZM96 256V255H95ZM107 256V255H106ZM177 256V255H176ZM184 256V255H183ZM226 256V255H225ZM227 256H229V255H227ZM227 256H226V258H227ZM230 256V257H231ZM83 257V256H82ZM85 257V256H84ZM88 257V256H87ZM160 257H162L161 256V254H160ZM164 257V256H163ZM182 257V256H181ZM224 257V256H223ZM51 258V257H50ZM143 260H142V259ZM147 258V259H148ZM149 258V259H150ZM217 258V257H216ZM222 258V257H221ZM220 258V259H221ZM10 260H11V262H9V260H8V262H7V264H18V262L16 261V260H14L13 258H9ZM75 259V258H74ZM80 259H82L81 257H80ZM80 259H79V261H80ZM92 259V258H91ZM150 259V260H151ZM162 259V258H161ZM169 259H171V258H169ZM172 259H173V257H172ZM183 259H184V257H183ZM186 259V258H185ZM195 259H193V260H195ZM215 259V258H214ZM223 259V258H222ZM228 259V258H227ZM226 259V260H227ZM3 260H1V261H3ZM7 260V259H6ZM49 260V259H48ZM85 260H88V259H85ZM105 260V259H104ZM116 260V259H115ZM159 260V259H158ZM0 261V262H1ZM22 261V260H21ZM51 261V260H50ZM77 261V260H76ZM84 261V260H83ZM106 261V260H105ZM104 261V262H105ZM111 261V260H110ZM148 262H150L149 260H147ZM171 261V260H170ZM187 261V260H186ZM228 261V262H227ZM226 262L227 263H229L230 264V262H229V260H227ZM87 262V261H86ZM97 262V260L95 259V263ZM99 262V261H98ZM103 262V263H104ZM161 262V261H160ZM226 262H224L225 264H226ZM25 263V262H24ZM39 263V262H38ZM51 263V262H50ZM78 263V262H77ZM88 263V262H87ZM90 263V262H89ZM92 263H93V261H92ZM94 263V264H95ZM105 263H109L108 261L107 262H105ZM172 263V262H171ZM217 263V262H216ZM221 263V262H220ZM5 264H6V262H5ZM72 264V263H71ZM74 264H76V263H74ZM82 264V263H81ZM85 264V263H84ZM91 264V263H90ZM99 264V263H98ZM160 264V263H159ZM173 264V263H172ZM177 264V263H176ZM188 264H189V262H188ZM192 264V263H191ZM197 264V263H196Z\"/></svg>","mask_w":264,"mask_h":264}]
</instances>
